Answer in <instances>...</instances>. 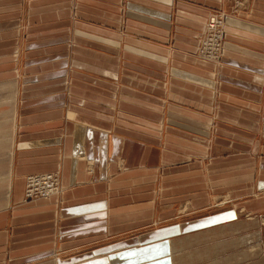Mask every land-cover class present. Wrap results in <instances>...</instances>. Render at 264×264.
Listing matches in <instances>:
<instances>
[{
    "label": "crops",
    "instance_id": "obj_1",
    "mask_svg": "<svg viewBox=\"0 0 264 264\" xmlns=\"http://www.w3.org/2000/svg\"><path fill=\"white\" fill-rule=\"evenodd\" d=\"M214 10L217 62L197 54ZM73 17L83 53L60 49L68 27L0 32L17 60L0 68V264L169 253L230 225L238 205L264 213V0H75ZM50 171L64 191L23 201L26 176ZM222 194L231 206L137 232Z\"/></svg>",
    "mask_w": 264,
    "mask_h": 264
},
{
    "label": "rangeland",
    "instance_id": "obj_2",
    "mask_svg": "<svg viewBox=\"0 0 264 264\" xmlns=\"http://www.w3.org/2000/svg\"><path fill=\"white\" fill-rule=\"evenodd\" d=\"M74 9L75 0H0V32L5 28H19L25 39L26 35L33 30L52 34L48 29L68 27L69 29L61 30L60 33L68 34L71 39L60 49L68 50L70 55L76 52L83 53V45L82 49L77 50L76 48L80 46L74 44L73 29L77 27L74 23ZM213 13L224 15L220 10H214ZM93 22L97 23V21ZM116 25L117 23L114 25L109 23L106 26L109 29L117 27L119 29L122 27V21L119 26L116 27ZM205 25L198 37L203 34ZM112 32L115 33V30ZM3 41L5 40L0 41V68H4V64L10 67L12 63L13 66L17 62L13 56L10 57L12 59H4L1 56L3 53H8L10 49H14V42L10 47L8 44L11 43ZM77 43H80L79 40ZM4 45L8 49L6 52H4ZM96 47L99 49V46ZM113 53L115 51L109 52V54ZM231 205L232 199L223 194L215 197L213 206L202 210H191L189 206L177 204L172 207L174 211L172 216L162 215V211L159 215L160 219L154 222H142L137 232L143 233L172 220H186ZM237 210V219L232 220L230 225L210 231L186 233L182 240H175L170 246L172 252L167 253L164 245L155 244V248L129 249L110 255L105 259V264H264V213L252 214L240 205Z\"/></svg>",
    "mask_w": 264,
    "mask_h": 264
},
{
    "label": "built area",
    "instance_id": "obj_3",
    "mask_svg": "<svg viewBox=\"0 0 264 264\" xmlns=\"http://www.w3.org/2000/svg\"><path fill=\"white\" fill-rule=\"evenodd\" d=\"M224 15L211 13L203 34L199 37L198 55L209 61H219L223 48ZM64 191L57 171L31 173L25 178L23 201L48 198Z\"/></svg>",
    "mask_w": 264,
    "mask_h": 264
}]
</instances>
